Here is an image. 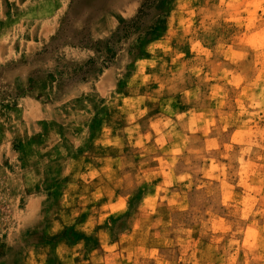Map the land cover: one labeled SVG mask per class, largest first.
Here are the masks:
<instances>
[{
	"label": "clouds",
	"instance_id": "obj_1",
	"mask_svg": "<svg viewBox=\"0 0 264 264\" xmlns=\"http://www.w3.org/2000/svg\"><path fill=\"white\" fill-rule=\"evenodd\" d=\"M144 3L107 38L128 63L91 140L104 155L61 152L47 243L25 244L23 264H264V0H166L142 15ZM89 139L76 134L72 154Z\"/></svg>",
	"mask_w": 264,
	"mask_h": 264
},
{
	"label": "rangeland",
	"instance_id": "obj_2",
	"mask_svg": "<svg viewBox=\"0 0 264 264\" xmlns=\"http://www.w3.org/2000/svg\"><path fill=\"white\" fill-rule=\"evenodd\" d=\"M133 3L136 9L128 18L141 11L140 0ZM165 3L145 0L142 15ZM118 11L113 0H0V264H23L25 244L47 243L45 214L55 212L60 195L61 152L67 149L72 159L86 163L104 155L91 140L107 115L104 99L128 63L125 44L107 39L117 20L123 32L130 30L114 16ZM104 18L108 22L101 24ZM145 26L155 36L163 21ZM85 75L95 76L91 89L80 82ZM85 101L95 115L84 110ZM80 132L90 137L88 151L72 154L70 141ZM161 211L168 219L169 210ZM65 235L78 236L70 230ZM89 246L98 247L99 241L92 239ZM104 259L116 264L115 256Z\"/></svg>",
	"mask_w": 264,
	"mask_h": 264
},
{
	"label": "crops",
	"instance_id": "obj_3",
	"mask_svg": "<svg viewBox=\"0 0 264 264\" xmlns=\"http://www.w3.org/2000/svg\"><path fill=\"white\" fill-rule=\"evenodd\" d=\"M114 6L119 10L115 17L123 18L131 17L134 13V9H136V4L133 3V0H113ZM110 19H114L112 15L108 14ZM103 17V16H102ZM103 19V18H102ZM108 19L104 18V21L101 24H106ZM116 20V19H115ZM116 24V21H115ZM170 212V210H169ZM170 215V214H169Z\"/></svg>",
	"mask_w": 264,
	"mask_h": 264
}]
</instances>
